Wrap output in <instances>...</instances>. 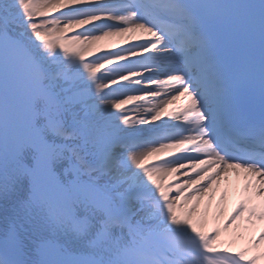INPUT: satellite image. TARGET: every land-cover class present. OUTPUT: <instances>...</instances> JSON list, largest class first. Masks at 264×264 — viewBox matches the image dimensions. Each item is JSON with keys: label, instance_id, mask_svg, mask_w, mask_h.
Returning a JSON list of instances; mask_svg holds the SVG:
<instances>
[{"label": "snow or ice", "instance_id": "obj_1", "mask_svg": "<svg viewBox=\"0 0 264 264\" xmlns=\"http://www.w3.org/2000/svg\"><path fill=\"white\" fill-rule=\"evenodd\" d=\"M0 264H264V0H0Z\"/></svg>", "mask_w": 264, "mask_h": 264}, {"label": "bare ground", "instance_id": "obj_2", "mask_svg": "<svg viewBox=\"0 0 264 264\" xmlns=\"http://www.w3.org/2000/svg\"><path fill=\"white\" fill-rule=\"evenodd\" d=\"M112 40L119 42V38H111ZM237 184L235 177H233V183L228 188V195L226 198L222 199V190H217L215 195L209 198V196H205L204 203L202 204V209L207 206L210 214H218L221 211L224 215H227L228 212L232 210L233 202L237 199L236 194ZM247 235V234H246ZM244 241H239L236 244V247L243 246Z\"/></svg>", "mask_w": 264, "mask_h": 264}]
</instances>
